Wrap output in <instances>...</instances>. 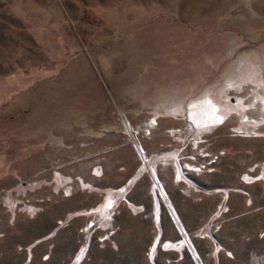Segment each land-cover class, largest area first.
<instances>
[{
  "label": "rangeland",
  "instance_id": "rangeland-1",
  "mask_svg": "<svg viewBox=\"0 0 264 264\" xmlns=\"http://www.w3.org/2000/svg\"><path fill=\"white\" fill-rule=\"evenodd\" d=\"M0 264H264V0H0Z\"/></svg>",
  "mask_w": 264,
  "mask_h": 264
},
{
  "label": "crops",
  "instance_id": "crops-1",
  "mask_svg": "<svg viewBox=\"0 0 264 264\" xmlns=\"http://www.w3.org/2000/svg\"><path fill=\"white\" fill-rule=\"evenodd\" d=\"M32 2H34V0H31ZM35 5V4H34ZM36 6V5H35ZM33 10H35L36 11V13H38V10H36V9H30V11L33 13ZM36 13H33V14H36ZM30 26V23L27 25V27H29Z\"/></svg>",
  "mask_w": 264,
  "mask_h": 264
},
{
  "label": "snow or ice",
  "instance_id": "snow-or-ice-1",
  "mask_svg": "<svg viewBox=\"0 0 264 264\" xmlns=\"http://www.w3.org/2000/svg\"><path fill=\"white\" fill-rule=\"evenodd\" d=\"M216 110L215 109H213V112H215ZM216 122H220V119H217V121Z\"/></svg>",
  "mask_w": 264,
  "mask_h": 264
}]
</instances>
